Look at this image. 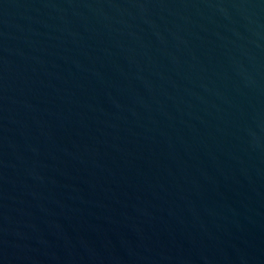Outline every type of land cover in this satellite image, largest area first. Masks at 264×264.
<instances>
[{
  "label": "water",
  "instance_id": "obj_1",
  "mask_svg": "<svg viewBox=\"0 0 264 264\" xmlns=\"http://www.w3.org/2000/svg\"><path fill=\"white\" fill-rule=\"evenodd\" d=\"M0 264H264V0H0Z\"/></svg>",
  "mask_w": 264,
  "mask_h": 264
}]
</instances>
